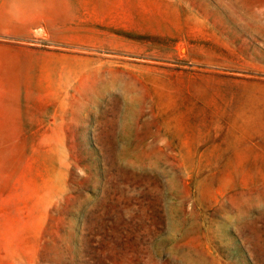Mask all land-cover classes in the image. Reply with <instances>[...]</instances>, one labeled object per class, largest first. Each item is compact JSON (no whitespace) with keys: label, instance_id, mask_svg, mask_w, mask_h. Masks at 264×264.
<instances>
[{"label":"rangeland","instance_id":"rangeland-1","mask_svg":"<svg viewBox=\"0 0 264 264\" xmlns=\"http://www.w3.org/2000/svg\"><path fill=\"white\" fill-rule=\"evenodd\" d=\"M85 1L0 0V264H264V0Z\"/></svg>","mask_w":264,"mask_h":264},{"label":"crops","instance_id":"crops-1","mask_svg":"<svg viewBox=\"0 0 264 264\" xmlns=\"http://www.w3.org/2000/svg\"><path fill=\"white\" fill-rule=\"evenodd\" d=\"M130 0H91L85 1V3H130Z\"/></svg>","mask_w":264,"mask_h":264},{"label":"bare ground","instance_id":"bare-ground-1","mask_svg":"<svg viewBox=\"0 0 264 264\" xmlns=\"http://www.w3.org/2000/svg\"><path fill=\"white\" fill-rule=\"evenodd\" d=\"M232 6H235L236 3H231ZM263 13V12H262ZM233 15V14H232ZM261 19H264V14H263V17Z\"/></svg>","mask_w":264,"mask_h":264}]
</instances>
